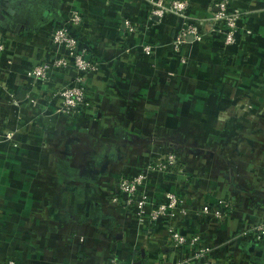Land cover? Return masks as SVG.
I'll list each match as a JSON object with an SVG mask.
<instances>
[{"label":"crops","instance_id":"1","mask_svg":"<svg viewBox=\"0 0 264 264\" xmlns=\"http://www.w3.org/2000/svg\"><path fill=\"white\" fill-rule=\"evenodd\" d=\"M217 1L192 0L189 14L206 35L175 52L180 19L151 17L146 0H0L9 45L0 54V131L13 133L0 142V264H108L111 256L188 264L195 248L172 246L164 218L148 226L110 201L120 174L168 150L183 171L152 172L150 200L177 192L188 212L175 211L174 225L199 234L220 264H264V242L245 231L264 217V0H228L251 30L228 46L212 30ZM55 30L98 64L85 78L86 105L72 115L54 111L50 86L68 83L73 69L36 84L22 73L66 54ZM219 199L235 204L221 219Z\"/></svg>","mask_w":264,"mask_h":264},{"label":"built area","instance_id":"2","mask_svg":"<svg viewBox=\"0 0 264 264\" xmlns=\"http://www.w3.org/2000/svg\"><path fill=\"white\" fill-rule=\"evenodd\" d=\"M146 1L150 5L149 12L151 17L161 20L164 16L174 15L180 19V28L172 40L173 51L179 52L182 44L187 42L189 37L197 41L205 37V32L199 29L196 21L189 14L192 0ZM243 16V13L233 8L228 0H218L215 3V12L211 18L213 22L212 30L223 33L222 44L224 46L234 44L239 33L251 34V30L244 29L241 24ZM69 21L74 25H78L80 16L73 12V16ZM123 24L127 32H136V27L130 20L125 19ZM51 39L54 43L65 46L67 48L66 54H54L46 59L31 63L25 67L22 73L36 84L37 82L46 83L55 69H73L76 73L68 83L50 86L52 97L59 100V103L54 106V111L72 115L86 105L85 78L87 73L97 69L98 64L86 57L83 51L78 52L76 40L64 30H55L51 34ZM7 40L6 36H0V54L9 47ZM141 48L144 54L149 55L153 52V44L151 43H143ZM258 90L264 94V77L258 82ZM31 102L34 103L35 100L32 98ZM10 138V132L0 131V142ZM180 171H183L181 160L175 152L168 150L156 161L145 164L137 174H120L116 180L115 192L110 196V201L123 210L135 214L139 221L146 219L148 226L158 219L164 218L166 232L172 246L176 248H195L188 264H220L213 256L211 250L203 245L199 234L186 235L174 225L175 211H178L181 215H185L188 212V209L183 205L181 196L173 190H166L163 192V201L152 202L144 188L145 182L152 172L174 173ZM234 205L230 200L219 199L213 214L216 218L221 219L228 214V210ZM201 211L209 213L210 208L208 205H204ZM245 231L248 234H252L256 240L264 242V217L247 226ZM2 264H14V260L7 259ZM108 264L127 263L116 256H111Z\"/></svg>","mask_w":264,"mask_h":264},{"label":"rangeland","instance_id":"3","mask_svg":"<svg viewBox=\"0 0 264 264\" xmlns=\"http://www.w3.org/2000/svg\"><path fill=\"white\" fill-rule=\"evenodd\" d=\"M1 132H3V131H1ZM11 133V136H13V133L12 132H10Z\"/></svg>","mask_w":264,"mask_h":264}]
</instances>
